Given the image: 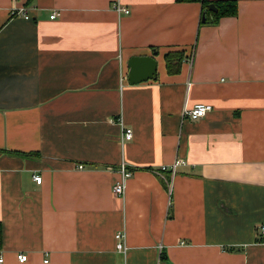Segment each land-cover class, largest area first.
Instances as JSON below:
<instances>
[{"label": "crops", "instance_id": "1", "mask_svg": "<svg viewBox=\"0 0 264 264\" xmlns=\"http://www.w3.org/2000/svg\"><path fill=\"white\" fill-rule=\"evenodd\" d=\"M234 1L200 25L199 3L0 0L1 264H264V0ZM153 53L156 79L129 85Z\"/></svg>", "mask_w": 264, "mask_h": 264}, {"label": "built area", "instance_id": "2", "mask_svg": "<svg viewBox=\"0 0 264 264\" xmlns=\"http://www.w3.org/2000/svg\"><path fill=\"white\" fill-rule=\"evenodd\" d=\"M112 8L118 14H123V15H129L130 14V10L118 2L114 3ZM15 13H16V15H20L21 17H23L25 19L29 18L26 14L25 9H20V10L16 11ZM55 17H56V14L54 13L50 16V19H54ZM123 80H125V78L122 79V82H123ZM211 111H212L211 106L205 105V104H197V105H194L192 108L185 109L183 112V118L186 120L194 122L196 120L204 118ZM118 124L121 127L120 142L123 144V143L131 141L133 138L132 129L124 126L123 121L121 120L120 117L118 118ZM179 165H181V162L176 161L173 164L171 170L174 171L175 168L178 167ZM79 169H81V166L79 167ZM118 173H119V178L112 185V193L116 196H122L124 194V191H125L126 182L132 176V171H130L128 169L126 163L124 161H122L118 166ZM33 180L36 182V184H40L41 177L38 175L33 176ZM259 233H260V236L262 238V243L264 244V224H261L259 226ZM116 240H118V242L116 244V250L118 252H125L126 247H125L124 242H123L124 235L121 233H117L116 234ZM17 261L19 263H24L27 261V256L24 254H18L17 255ZM2 262H3V259L0 256V264Z\"/></svg>", "mask_w": 264, "mask_h": 264}, {"label": "trees", "instance_id": "3", "mask_svg": "<svg viewBox=\"0 0 264 264\" xmlns=\"http://www.w3.org/2000/svg\"><path fill=\"white\" fill-rule=\"evenodd\" d=\"M177 3H199L202 7L200 16V25H215L222 17H232L237 15V3L234 0H219L210 2L208 0H175ZM210 4H213L217 12H211L207 8ZM206 12V14H205ZM205 19L203 20V15ZM183 52L174 51L167 52L164 55V62L166 71L169 75L178 74L180 66L185 60ZM2 244V227L0 224V249Z\"/></svg>", "mask_w": 264, "mask_h": 264}, {"label": "water", "instance_id": "4", "mask_svg": "<svg viewBox=\"0 0 264 264\" xmlns=\"http://www.w3.org/2000/svg\"><path fill=\"white\" fill-rule=\"evenodd\" d=\"M207 9L211 12H217L213 4H210ZM205 14L203 15L202 21L205 19ZM154 56H156L155 53H153L152 56L131 57L128 60V74L126 80L129 85H137L156 79L157 63L154 60Z\"/></svg>", "mask_w": 264, "mask_h": 264}]
</instances>
